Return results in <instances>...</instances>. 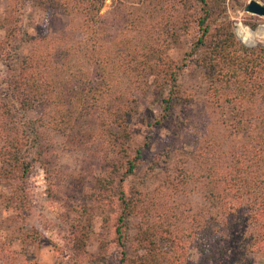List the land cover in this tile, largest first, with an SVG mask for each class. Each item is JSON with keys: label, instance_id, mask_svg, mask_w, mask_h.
I'll list each match as a JSON object with an SVG mask.
<instances>
[{"label": "rangeland", "instance_id": "rangeland-1", "mask_svg": "<svg viewBox=\"0 0 264 264\" xmlns=\"http://www.w3.org/2000/svg\"><path fill=\"white\" fill-rule=\"evenodd\" d=\"M248 1L226 0L233 31L236 39L246 46H264V32L258 37L254 34L260 29L264 31V17L247 12ZM132 2L105 1L101 14L107 20L109 35L100 36L98 50L105 53L124 45L125 35L132 44L145 41L147 49L168 47L170 56L183 65L180 80L186 104L176 116L163 123L159 102L153 93L152 76L145 71V82L132 87L135 118L129 154L135 158L140 151L141 165L122 184H112L114 188H125L140 206V214L132 216L123 227L127 249L130 256L135 254L136 232L145 225V215H150L163 231L165 243L177 248L179 263L207 264L202 260L196 237L189 234L196 227L193 219L200 212L202 221L211 220L210 204L203 194L213 176L218 171H234L237 157L242 164L247 163L254 148L261 146L255 135L263 128L260 116L264 100L256 94L244 103L226 102L224 90L221 94L214 88L209 89L211 82L197 56L191 53L201 33L195 20L199 9H190L193 16L188 32L180 37L177 36L180 11L176 0ZM15 5L16 0H0V19L9 10L16 9L14 18L21 19L25 27H32L30 32L37 37L38 44L26 46L25 51L37 48L47 53L59 42L74 47L81 37L80 18L55 9L44 11L49 8L34 4ZM241 25L249 32L240 33ZM240 36L253 38L250 40L254 43L247 44ZM4 70L0 61V76ZM231 86H235L233 81ZM107 99L111 102L101 105L95 113L83 114L67 128L57 126L55 108L47 109L38 103L28 112L29 117L38 120L44 154L41 162H33L26 192L16 195L9 187L0 186V264L121 263V247L116 239L120 210L116 188L109 186L104 193L97 188L100 178H105L106 183L110 180L109 157L114 153V128L102 117L115 103L116 95H109ZM241 105L248 110L250 124L246 130L234 120ZM9 123L14 124L5 117L0 120L4 128ZM10 133L9 139L13 129ZM106 193L111 196H104ZM208 225L212 227L213 223ZM239 231L244 239L237 246L239 251L242 248L244 261L250 259V264H264V250L248 248L256 236L254 224L248 222ZM171 236H176L178 246L173 244ZM226 237L230 239L232 235ZM78 239L82 240L79 248ZM232 249L229 247L224 261L209 264H229L227 257Z\"/></svg>", "mask_w": 264, "mask_h": 264}, {"label": "trees", "instance_id": "trees-1", "mask_svg": "<svg viewBox=\"0 0 264 264\" xmlns=\"http://www.w3.org/2000/svg\"><path fill=\"white\" fill-rule=\"evenodd\" d=\"M105 1L16 0L17 7L34 4L49 8L42 9L44 11L55 9L72 18H80L81 37L75 46L67 47L59 42L47 53L37 48L25 51L26 46L35 47L38 39L30 32L32 27H25L21 19L14 18L16 9L9 10L0 19V31L3 32L0 61L5 67L4 74L0 76V120L5 117L14 123L11 125V121L5 128L0 125V186L9 187L16 195L26 192L33 162L43 159L38 120L28 115L38 103L47 109L55 108L59 120L57 126L67 128L83 114L95 113L101 105L110 103L109 95H116L115 103L102 117L114 128V153L109 157V182L106 183L105 178L97 181L101 193L114 188L113 182L122 184L140 168L138 158L141 153L138 151L137 157H130L128 144L134 135L135 109L131 102L135 95L132 87L145 82V71L152 76L153 93L162 112L161 122H168L186 104L180 80L183 65L170 56L168 47L159 49L151 46L147 49L145 41L132 44L130 37L125 35L123 40L127 42L124 45L105 53L98 50L100 36L109 35L107 20L101 14ZM176 2L180 11L177 36L188 32L193 16L190 9L200 10L195 20L201 33L193 43L191 53L197 56L211 82L209 89L214 88L221 94L224 90L223 100L226 102L238 100L244 103L256 94L264 100V46L250 47L236 39L226 0ZM123 5L126 3L122 2ZM241 38L247 44L254 43L250 40L253 38ZM231 81L235 83L234 87ZM247 114L248 110L243 105L234 114L238 127H244V130L250 124ZM260 123L263 128L255 138L261 146L254 148V155L245 164L237 157L234 171H218L206 187L203 197L210 204L211 220L202 221L200 212L193 219L196 227L189 234L196 237L202 260L207 264L224 261L229 247L233 248L227 257L229 264L251 263L250 259L244 261L242 248L239 251L237 246L244 239L239 229L246 227L248 222H252L256 230L254 241L248 244V248L253 246L264 250V108L261 109ZM11 129L13 135L9 139ZM115 188L120 206L116 229L122 253L120 264H183L179 263L177 248L165 243L163 231L150 215H145V225L136 232L135 254L129 255L123 227L132 216L140 214V206L125 188ZM104 196L110 197L111 194ZM209 222L213 223L212 227ZM226 235H232V238ZM175 238L171 236L173 244L177 245ZM81 242V239L77 240V248ZM178 242L182 243L180 239Z\"/></svg>", "mask_w": 264, "mask_h": 264}, {"label": "water", "instance_id": "water-1", "mask_svg": "<svg viewBox=\"0 0 264 264\" xmlns=\"http://www.w3.org/2000/svg\"><path fill=\"white\" fill-rule=\"evenodd\" d=\"M247 12L264 17V2L260 0H249L245 6Z\"/></svg>", "mask_w": 264, "mask_h": 264}, {"label": "bare ground", "instance_id": "bare-ground-1", "mask_svg": "<svg viewBox=\"0 0 264 264\" xmlns=\"http://www.w3.org/2000/svg\"><path fill=\"white\" fill-rule=\"evenodd\" d=\"M239 28H240V33H242V32H245V33L249 32V29L246 26H244V25H241ZM263 32L264 31L260 29L259 31H255L254 34H255L256 37H258V35L259 34H263Z\"/></svg>", "mask_w": 264, "mask_h": 264}]
</instances>
